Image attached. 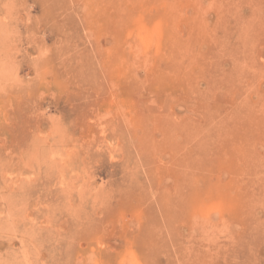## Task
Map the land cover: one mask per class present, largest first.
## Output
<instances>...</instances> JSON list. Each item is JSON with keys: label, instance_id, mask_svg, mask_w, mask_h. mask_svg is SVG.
I'll list each match as a JSON object with an SVG mask.
<instances>
[{"label": "rangeland", "instance_id": "obj_1", "mask_svg": "<svg viewBox=\"0 0 264 264\" xmlns=\"http://www.w3.org/2000/svg\"><path fill=\"white\" fill-rule=\"evenodd\" d=\"M0 264H264V0H0Z\"/></svg>", "mask_w": 264, "mask_h": 264}]
</instances>
